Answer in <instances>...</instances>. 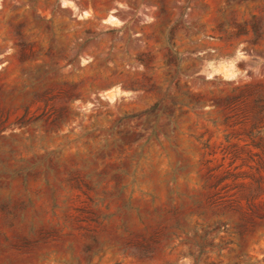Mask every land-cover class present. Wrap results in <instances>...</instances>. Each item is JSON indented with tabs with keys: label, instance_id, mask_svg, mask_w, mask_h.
I'll use <instances>...</instances> for the list:
<instances>
[{
	"label": "rangeland",
	"instance_id": "1",
	"mask_svg": "<svg viewBox=\"0 0 264 264\" xmlns=\"http://www.w3.org/2000/svg\"><path fill=\"white\" fill-rule=\"evenodd\" d=\"M43 85L49 101L32 100ZM32 167L26 191L44 232L0 217V264H264V0H0V202L25 197L8 173ZM73 170L108 176L97 195L126 187L92 211L130 197L150 230L133 210L86 220ZM221 178L225 199L253 193L244 222L220 217L241 226L194 232L223 210L199 217L182 198L186 234L171 229L168 191L200 197Z\"/></svg>",
	"mask_w": 264,
	"mask_h": 264
},
{
	"label": "trees",
	"instance_id": "2",
	"mask_svg": "<svg viewBox=\"0 0 264 264\" xmlns=\"http://www.w3.org/2000/svg\"><path fill=\"white\" fill-rule=\"evenodd\" d=\"M64 67H61L63 69ZM52 72L53 70H49ZM49 71H46L43 74V78L46 77L49 74ZM42 77H37L36 79H33L30 81L31 85L39 84L42 80ZM50 90L46 89L44 85L37 91H34L30 94L32 97V100L34 101H42L44 103L49 101V95ZM49 118V116H48ZM184 171V168L175 167L172 169L170 173V178L168 180L164 179L161 180V183L167 184L171 183L173 184L175 182V177L179 175L181 172ZM135 170L132 171V176L135 174ZM52 171L50 169H45L43 172H41L39 175L42 178V181L44 184L47 185L46 181V174H51ZM115 173H118L120 175H126V171L123 169H117ZM9 179H13L15 177H21L22 178V189L24 193V198L21 199L18 194H12L7 197L5 201L0 202V217H3L6 222H8L10 225L15 224H23L28 223V235H35L36 233L42 234L44 231L41 228H38L35 226L34 221L36 219L35 214V203L33 200H31L28 197V193L26 191V183L28 179H34L38 174L35 173V171L32 168L28 169H15L8 173ZM166 176V175H165ZM107 175L104 173H82L81 171L73 170V173L69 175V182L73 181V189L80 191L87 199L88 204L91 206L90 208H83L79 210V213L87 215L88 221L92 223H97L98 220H108L110 218H113L115 215H118L120 217L125 216V214L131 210L134 211L138 223L142 226V231L147 232L150 230V226H148L145 223L144 218L140 214V209L138 207H132L130 203V197L126 201V203L120 207L116 208L114 213L107 214V215H98L96 212L92 211V208H97L98 206H105L106 202L109 200L119 197L122 194V191L126 188L125 186L118 187L116 189V194H113L112 192L107 191H101L99 195L96 194L98 190L101 189L104 180L107 179ZM1 179V177H0ZM226 178H221L219 181H217L212 186H209L208 188L213 191L211 194L203 195L200 197H197L195 194L188 195L186 193H179V192H172L168 191V193L165 196V202L168 204L166 213L171 216L172 219H174V224L171 226V229L180 232L181 234L185 233V226H184V219L181 217V210L183 206L177 202V200H181L182 198H185L187 201H189L192 205L201 207L203 210L197 214L199 217H204L205 213L204 210H214V209H222L223 212L216 216L215 220L210 223H194L192 225V230L194 232H197L199 227L203 228H210L212 227V230L216 232L220 231H226L228 228L237 229V227H240L241 225H238L237 223L232 222L231 219H228L226 221H222L220 217L224 215H231L234 213H238L240 221L244 222L245 215L238 212L239 206L242 200L248 201L249 199L253 198V193L250 192H242L239 195H233L227 199H225L224 196L221 195V193L218 191L219 187L221 186V183ZM145 182H137L135 179H132L130 183V187L132 189L133 185H145ZM203 189H207L206 184L203 185ZM55 191L52 190V200L53 203L55 201L54 196ZM94 193L96 196H91V194ZM132 193V192H131ZM145 196L150 198V202L153 204L154 201L158 200V195L156 193L155 189H152L151 191L144 193ZM106 208V206H105ZM160 207L153 209V213L156 214ZM30 214L31 217L26 220V214ZM158 219V224L156 228L153 230V233L156 235L160 233L161 230H163V226L165 221H161L160 218ZM187 221L190 223L192 222L191 218H188ZM204 221V220H202ZM38 224L40 225V221H38ZM40 227V226H39ZM120 228L123 229V231L128 232L129 229L126 227L125 222L121 221ZM142 247H148V243L141 244Z\"/></svg>",
	"mask_w": 264,
	"mask_h": 264
}]
</instances>
